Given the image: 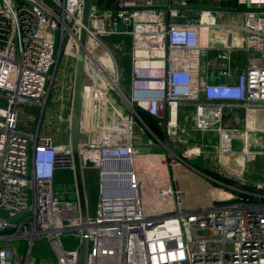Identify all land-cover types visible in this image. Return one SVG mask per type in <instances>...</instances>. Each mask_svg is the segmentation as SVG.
Returning a JSON list of instances; mask_svg holds the SVG:
<instances>
[{
    "label": "built area",
    "instance_id": "1",
    "mask_svg": "<svg viewBox=\"0 0 264 264\" xmlns=\"http://www.w3.org/2000/svg\"><path fill=\"white\" fill-rule=\"evenodd\" d=\"M203 4L221 6L217 0L91 1L85 29L92 52L84 48L83 62L90 83L82 87L80 120L91 114L92 129L81 126L87 140L78 154L82 173L95 168L99 181L95 213L86 201L83 220L77 199L61 200L53 185L56 169L74 171L69 135L61 139L59 132L61 125L70 130L83 0H0V97L6 99L0 107V264H18L23 255L11 241L21 239L25 256L33 242L45 239L53 264H76L82 237L85 264H264V181L237 173L228 177L237 185L226 184L192 163L200 158L202 166L225 175V155L264 159V147L249 146L258 141L253 135L264 143V0H235L227 11L193 7ZM116 34L131 39L128 94L115 51L104 40ZM61 45L67 100L60 107L48 97L35 130H23L17 106L40 109ZM238 111L241 128L222 124L224 114ZM139 112L153 117L163 135ZM210 131L220 144L215 158L203 142L186 139ZM139 156L160 157L151 164L157 176L166 170L153 192L142 188ZM184 165L238 192L183 209L178 174L171 170ZM65 236L76 246L64 247Z\"/></svg>",
    "mask_w": 264,
    "mask_h": 264
},
{
    "label": "rangeland",
    "instance_id": "2",
    "mask_svg": "<svg viewBox=\"0 0 264 264\" xmlns=\"http://www.w3.org/2000/svg\"><path fill=\"white\" fill-rule=\"evenodd\" d=\"M44 1V0H42ZM45 3H50L49 0H45ZM222 3H227V0H221ZM239 9H242L240 7ZM220 20V19H218ZM216 33V32H215ZM56 40H57V32L55 34ZM104 40L114 49L115 55L117 56V59L119 61L120 67L122 68V73L124 76V92L128 94V88H129V72H130V49H131V39L128 34H116L111 37H105ZM72 55L68 57V60L66 62V65L69 64V68L72 62ZM60 63L55 68L54 77L52 79V86L49 94V101L55 103L57 106L63 107L64 103L66 102L67 98L64 99V94L68 96V91L65 90V84L66 81H64V78L60 75L62 73ZM71 72V69L69 70ZM61 92V93H60ZM60 93V94H59ZM71 95V93H70ZM50 104V102H49ZM68 103H66L67 105ZM6 106V99L3 97H0V107ZM40 109L37 105L32 103H20L17 106V113H18V127L26 130V131H34L36 128V124L38 121V115H39ZM64 114V113H63ZM66 116V114H65ZM91 114L88 116L87 113H85V118H89ZM43 127L42 122H40ZM55 123V121H54ZM64 125H61V130L59 132V136L61 139H66L69 135V130L63 128ZM83 128L92 129V125L87 123L83 125ZM255 138H258V141L260 144L257 146L256 149L262 150V147H264V143H262L259 140V136L255 135ZM218 138L217 134L214 131L204 132L202 135L200 134H194L192 133L191 136H186V139H188V142L192 143L194 142H203V147L206 149V152L211 158H215V153L217 151V148L220 144H214V141H216ZM242 142H238L237 147L241 148ZM156 151H163L160 148H155ZM157 156H147L146 162L149 163L152 160L158 162ZM259 158V159H258ZM233 161V162H231ZM251 162V163H248ZM264 159L262 155H254L253 157H248L245 155H237L234 158H227L226 155L222 157V166L223 168L229 173L225 175H219L218 173H215L214 171H210L207 166L201 165V159H195L192 161V163L198 167V169L201 172H204L206 174H209L210 177L215 178L216 180L226 183L222 180H228L231 184L235 185L236 182L232 181V179L228 177H233L234 175H237V173H240L244 175L245 177H249L252 180L262 182L260 179L261 175L264 174ZM248 163V165H246ZM253 165V168L248 169L249 165ZM261 164V165H260ZM138 168H141L140 164H137ZM259 165V166H258ZM159 168V167H158ZM59 170L55 171V176L53 178V185L54 187L58 184H65L70 183L73 181V171L67 168H58ZM157 169V168H156ZM144 175L141 176V185L143 190L147 189L148 192H153L155 189V182L156 180L161 179L162 177L166 178V170L160 169V172L154 173H146L143 169ZM172 173L178 174L176 177L179 178L178 181V188L181 192L180 198V206L183 209L193 208L198 205H203V203H206L209 199L208 191L213 188V182L210 180L204 181L201 174L196 173L195 171H192V168L184 165V167H176L173 170H171ZM257 173V174H256ZM156 174V175H155ZM162 177H161V176ZM253 177V178H252ZM83 179L85 183V198L87 201L88 211L90 215H93L95 213V206L97 202V193H98V170L92 167H87L83 170ZM259 179V180H258ZM226 183V184H230ZM209 185V186H208ZM211 185V187H210ZM220 185V184H219ZM222 187V185H221ZM151 201H155L152 196L148 197ZM213 201L215 200L212 199ZM216 200H224V198H216ZM212 202V201H211ZM210 202V203H211ZM2 215L5 214V212H1ZM197 233H201L200 231ZM39 241V243H43L41 245V250L45 251L46 254H43L41 252H36V255H45L49 257V248L47 242L45 239H38L35 242ZM62 244L66 248H73L77 244V240L73 239L72 236H65L61 238ZM13 245H17L18 254L23 255L22 258L18 259V264H23V259L26 253V242L25 240H12L11 241ZM47 245V247L45 246ZM31 254L34 255V246L32 247ZM28 260L29 255L25 256ZM26 260V261H27ZM53 260V257H52Z\"/></svg>",
    "mask_w": 264,
    "mask_h": 264
},
{
    "label": "water",
    "instance_id": "3",
    "mask_svg": "<svg viewBox=\"0 0 264 264\" xmlns=\"http://www.w3.org/2000/svg\"><path fill=\"white\" fill-rule=\"evenodd\" d=\"M91 1L92 0H83V11H82V21H81L82 27H81L80 36H79L80 37L79 41H80L81 46L78 49V56L76 59L75 81H74V88H73L72 102H71V109H70L69 138H70L72 155H73V163H74L73 181H71L70 183L58 184L54 187L61 200H64V199L73 200L75 198L77 199L79 203V207H80L81 218L83 220L85 219L87 210H86L85 190H84V185H83V175H82V171H81L80 163H79L78 145L80 143H85L87 140V134L81 131L80 129V113H81L82 87L83 85L90 83V80L87 77L84 71V68H83V62H84L83 44L85 43V38H86L85 27L88 22V11H89ZM112 1L113 0H95L97 5H100L103 2L110 3ZM193 7L197 9H209V10H219V11L231 10V8L229 7L209 6L205 4L199 5V6H193ZM114 29L116 31H121L123 28L121 25H118L114 27ZM63 48H64V45H61L60 47L57 48L56 55H55L54 68L51 72L50 80L46 88V93L42 100V105L40 107V111L38 115V121H40L41 119L45 104L48 100L51 86H52V79H53V75L55 72V68L60 61ZM218 81L222 83L223 77L219 76ZM75 190H76V197L74 194ZM82 234H84V231L82 232ZM29 249L30 248L28 247V250ZM76 251H77V263L76 264H85L86 252H87V240L84 237L81 238Z\"/></svg>",
    "mask_w": 264,
    "mask_h": 264
},
{
    "label": "crops",
    "instance_id": "4",
    "mask_svg": "<svg viewBox=\"0 0 264 264\" xmlns=\"http://www.w3.org/2000/svg\"><path fill=\"white\" fill-rule=\"evenodd\" d=\"M45 1V0H44ZM50 1V3L49 4H52V0H49ZM209 2H212V1H214V0H208ZM218 2H219V5H221V6H223V7H233V6H235V0H227V3H222L221 2V0H217ZM241 42V41H240ZM240 42H238V45L240 44ZM236 58H237V62H238V65H242L243 64V62H244V53L243 52H241V51H239L238 53H237V56H236ZM211 79H214V78H211ZM241 111H238L237 113H226V114H224V116H223V120H222V124L223 125H226V126H233V127H236V128H241V126H242V122H241V120H240V118H241ZM188 118L189 117H192V115H191V113L187 116ZM191 121V118H190V120H189V122ZM181 122L182 123H184L185 122V117L184 116H181ZM186 125H189V124H186ZM255 135H253V138L255 139V137H254ZM250 147H252V148H257V146L258 145H256L257 144V142L258 141H254V140H250ZM146 157L147 156H139V157H136V159H135V163L136 164H140V166H141V169L143 170H145V172L146 173H154L152 170H151V164L153 163V162H156V161H154V160H152L151 162L149 161V163H147L146 161ZM253 163H252V165H249V167H248V169H251V167L253 168ZM93 169V168H92ZM57 170H59V169H56L55 171H57ZM82 175H83V173H82ZM156 175V174H155ZM54 176H55V172H54ZM261 178V180L262 181H264V175H261L260 176ZM54 178V177H53ZM253 178V177H252ZM206 178H203V180L204 181H207V180H205ZM213 188H214V190H218V191H222V192H228L229 193V195L230 194H232V193H236V192H238L237 190H228V189H226V188H223V187H221V185H219V184H217L216 182H213ZM235 185H237V184H235ZM209 186V185H208ZM210 187H211V185H210ZM242 187V186H241ZM212 188V187H211ZM244 189H253V188H251V187H243ZM242 188V189H243ZM181 193V192H180ZM228 198V197H227ZM227 198H224V199H227ZM215 200H216V198H215ZM213 201L212 200V202H216V201ZM209 202V200H207V202L206 203H208ZM206 203H203V205L204 204H206ZM43 240V239H42ZM41 245H43V243H39V241H37V242H33V244H32V246H31V248L30 249H32V247L34 246V255H32L30 252H31V250L29 249V257H28V260L25 262V264H53V260H52V252H51V250H50V248H48L47 247V245L45 244V246L47 247V249L50 251L49 252V257L48 256H45V255H36V252H41V253H43V254H46V252L45 251H43V250H41Z\"/></svg>",
    "mask_w": 264,
    "mask_h": 264
},
{
    "label": "bare ground",
    "instance_id": "5",
    "mask_svg": "<svg viewBox=\"0 0 264 264\" xmlns=\"http://www.w3.org/2000/svg\"><path fill=\"white\" fill-rule=\"evenodd\" d=\"M80 46H81V44H80ZM83 47L85 48V50H87V49H90L91 50V52H92V39H87V37L85 38V43L83 44ZM87 52V51H86ZM84 55H85V51H84ZM91 117V116H90ZM90 117L89 118H86V120H82V123H81V120H80V128H81V126H82V128H83V125L84 124H87V123H89L90 124ZM87 120H89V121H87ZM91 125H92V123H91ZM259 159V158H258ZM264 163V162H263ZM261 165V164H260ZM259 166V165H258ZM257 174V173H256ZM259 180V179H258ZM158 181V183H159V180H157ZM160 184V183H159ZM126 185H127V182H126V180L125 179H123V181H122V183H121V186L122 187H126ZM208 195H209V202L208 203H206V204H204V205H209L210 204V202L212 201V199H214V198H227V197H229L230 195H229V193L228 192H222V191H218V190H212V189H210L209 191H208Z\"/></svg>",
    "mask_w": 264,
    "mask_h": 264
},
{
    "label": "trees",
    "instance_id": "6",
    "mask_svg": "<svg viewBox=\"0 0 264 264\" xmlns=\"http://www.w3.org/2000/svg\"><path fill=\"white\" fill-rule=\"evenodd\" d=\"M139 114L141 115L142 119L147 123V125L153 130V132L155 134H157L158 136L163 135V131H162L161 127L157 126L156 121L153 117H151L148 114L143 113V112H139ZM222 181H224L226 183H230L228 180H225V179Z\"/></svg>",
    "mask_w": 264,
    "mask_h": 264
}]
</instances>
